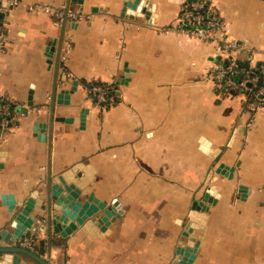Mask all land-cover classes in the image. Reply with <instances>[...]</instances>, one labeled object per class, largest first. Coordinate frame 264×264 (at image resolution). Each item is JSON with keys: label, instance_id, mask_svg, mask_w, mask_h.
Wrapping results in <instances>:
<instances>
[{"label": "crops", "instance_id": "crops-1", "mask_svg": "<svg viewBox=\"0 0 264 264\" xmlns=\"http://www.w3.org/2000/svg\"><path fill=\"white\" fill-rule=\"evenodd\" d=\"M79 1L23 0L0 11V95L17 114L16 127L0 128V245H20L13 223L33 197L23 236L36 234V252L51 264H180L190 223L199 246L189 264H264V107L216 88L215 43L169 29L184 0ZM35 3L83 16L62 21L29 11ZM212 3L227 35L257 51L238 61L259 63L264 0ZM95 83L112 88L104 109ZM60 176L81 200L117 201L116 215L100 225L99 210L71 233L55 232ZM209 189L214 202L192 212ZM0 264L40 263L3 253Z\"/></svg>", "mask_w": 264, "mask_h": 264}, {"label": "built area", "instance_id": "built-area-1", "mask_svg": "<svg viewBox=\"0 0 264 264\" xmlns=\"http://www.w3.org/2000/svg\"><path fill=\"white\" fill-rule=\"evenodd\" d=\"M212 2L213 0H184L177 22L169 29L215 43L218 55L210 66L208 75L216 88L228 93L244 94L253 98L258 106L264 107V58L256 65L249 66H243L238 61L239 54H246L251 62L254 61L257 51L227 35L223 16ZM22 5L23 0H0V11L7 13ZM26 6L29 11L46 13L62 21L77 20L83 16L81 11L67 4L35 3ZM4 42V35L0 31V50ZM90 92L94 103L104 109L111 99L112 88L103 83H95ZM16 126L15 105L6 96L0 95V128L5 130ZM36 237L34 233L23 236L20 245L36 252Z\"/></svg>", "mask_w": 264, "mask_h": 264}, {"label": "water", "instance_id": "water-1", "mask_svg": "<svg viewBox=\"0 0 264 264\" xmlns=\"http://www.w3.org/2000/svg\"><path fill=\"white\" fill-rule=\"evenodd\" d=\"M73 1L76 2L77 0ZM78 2L81 1L78 0ZM61 120L67 119L64 118ZM222 172L225 173V171ZM61 184L64 188H62ZM210 190L211 189L205 193L202 201L194 202L192 212L195 210L206 211L207 206L214 202L213 197L210 195ZM81 193L82 190L76 187L75 184H69L64 177H59V184H55L53 186L52 196L54 202L53 208L59 211V213H51L52 215L50 214V220L55 232L61 231L62 235L69 234L76 227V222L81 223L84 220L89 219L96 212L99 213V210L101 211V215L97 217V223L100 225L107 223L110 218L116 215L117 212L114 210V207L117 206V201L114 202V207L112 205H107V203L100 201L97 197H95L94 193L88 194L84 200H81ZM35 203L36 200L33 197L28 198L20 213H18L17 217H15L13 225L16 228V239L22 238L27 229L32 227L34 221L32 217L29 216V214ZM192 212L190 214L191 220L195 219V216ZM196 221L199 222L197 218ZM193 226H195V223H190V225L186 227V231L183 233V235L189 236L191 238L189 247L186 248L187 251H185V248L182 246L178 247V254L183 256V261H181L180 264H189L194 258L193 253L196 251V247L199 246L198 239L192 235L190 236L193 231ZM2 235L5 237L4 234ZM6 238H8V236H6ZM3 253H21L31 257L40 264H51L48 259L41 256L39 253L20 245H0V254Z\"/></svg>", "mask_w": 264, "mask_h": 264}]
</instances>
